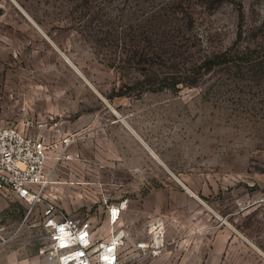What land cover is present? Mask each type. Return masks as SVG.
I'll return each instance as SVG.
<instances>
[{"label": "rangeland", "instance_id": "obj_1", "mask_svg": "<svg viewBox=\"0 0 264 264\" xmlns=\"http://www.w3.org/2000/svg\"><path fill=\"white\" fill-rule=\"evenodd\" d=\"M14 2L0 125L51 114L69 146L31 210L0 214V264H49L48 206L98 243L122 231L118 264H264V0Z\"/></svg>", "mask_w": 264, "mask_h": 264}, {"label": "built area", "instance_id": "obj_2", "mask_svg": "<svg viewBox=\"0 0 264 264\" xmlns=\"http://www.w3.org/2000/svg\"><path fill=\"white\" fill-rule=\"evenodd\" d=\"M51 120V119H50ZM20 129L0 125V194H9L29 210L40 200L46 185L47 161L64 155L69 140L47 139L43 132L45 121L27 120ZM39 133L30 135L26 130ZM71 158V156H67ZM126 208V201L106 207L107 222L116 226ZM42 227L47 233L48 246L42 251L49 264H118L122 231L112 229L110 237L98 243L90 220L78 217H59L52 206L45 210ZM149 233V228H148ZM137 249L145 250L148 244L140 242Z\"/></svg>", "mask_w": 264, "mask_h": 264}, {"label": "crops", "instance_id": "obj_3", "mask_svg": "<svg viewBox=\"0 0 264 264\" xmlns=\"http://www.w3.org/2000/svg\"><path fill=\"white\" fill-rule=\"evenodd\" d=\"M51 114H47V115H42V114H36V115H32L29 119L33 120V121H37V122H41V121H45L46 123H48V120L52 119ZM48 119V120H47ZM23 125V124H22ZM21 125V123H18L17 126L20 129H23L24 127ZM30 135H34L37 131L34 129H27L26 130ZM19 202L12 197L9 194H0V214H2L3 212L9 210V208H13L14 206H19Z\"/></svg>", "mask_w": 264, "mask_h": 264}, {"label": "bare ground", "instance_id": "obj_4", "mask_svg": "<svg viewBox=\"0 0 264 264\" xmlns=\"http://www.w3.org/2000/svg\"><path fill=\"white\" fill-rule=\"evenodd\" d=\"M13 1V3L23 12V10L18 6V4L16 3V2H14V0H12ZM24 13V12H23ZM25 14V13H24ZM28 17V16H27ZM29 18V17H28ZM30 19V18H29ZM153 152V151H152ZM153 154V153H152ZM153 156H155L154 154H153ZM123 233V232H122Z\"/></svg>", "mask_w": 264, "mask_h": 264}]
</instances>
